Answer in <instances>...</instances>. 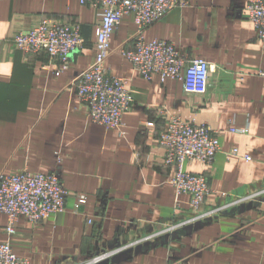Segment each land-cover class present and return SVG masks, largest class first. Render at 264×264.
<instances>
[{
    "label": "crops",
    "instance_id": "0c3cea01",
    "mask_svg": "<svg viewBox=\"0 0 264 264\" xmlns=\"http://www.w3.org/2000/svg\"><path fill=\"white\" fill-rule=\"evenodd\" d=\"M250 1L192 0L145 30L147 40H167L211 64L204 95L178 79H145L121 52L134 47L137 31L133 16L123 17L105 62L127 78L134 100L121 134L92 122L72 89L96 59L99 11L79 0H0V177L60 168L69 192L65 212L21 218L13 234L0 212V242L31 264H73L108 251L99 264H264V40L248 17ZM43 19L79 25L85 39L59 75L57 58L14 43ZM165 111L219 131L213 166H186L205 172L212 190L198 212L188 195L177 198L163 160ZM80 194L88 202L77 214Z\"/></svg>",
    "mask_w": 264,
    "mask_h": 264
},
{
    "label": "built area",
    "instance_id": "2783aa9c",
    "mask_svg": "<svg viewBox=\"0 0 264 264\" xmlns=\"http://www.w3.org/2000/svg\"><path fill=\"white\" fill-rule=\"evenodd\" d=\"M80 3L99 11L100 23L96 30V59L74 81L73 88L86 107L90 120L124 134L123 115L133 105V96L125 77L112 75L106 67L111 54V37L125 15H132L137 26L134 47L121 50L135 69L147 80L159 76L162 82L178 79L188 93L204 95L209 90L211 64L202 58H188L172 42L147 40L145 30L163 18L177 6L187 7L192 0H79ZM249 19L253 22L256 35L264 40V0H251L246 6ZM16 47L27 54L47 53L58 59L56 75L70 66L72 56L82 50L85 39L79 25L43 19L28 30L19 31L14 37ZM165 127L160 143L165 149L164 163L171 168V183L176 196H189L193 212L201 207L211 194L205 172L194 173L186 166L200 162L206 168L213 166L221 151L219 131L211 126L181 116L164 115ZM153 125V122H149ZM232 132L246 134L248 128H232ZM140 154L138 157L140 158ZM247 160L250 157H245ZM60 168L48 173H33L28 170L0 177V212L8 218L7 232L13 234L17 221L24 218L39 222L52 215L66 211L69 195L61 179ZM88 202L84 194L77 196L74 213L82 212ZM179 203V202H178ZM83 214H85L83 212ZM200 214H196L198 217ZM92 223V219L88 218ZM174 229V226H170ZM114 252L97 254L73 264H99ZM0 264H31L19 256L9 242H0Z\"/></svg>",
    "mask_w": 264,
    "mask_h": 264
},
{
    "label": "rangeland",
    "instance_id": "374dc122",
    "mask_svg": "<svg viewBox=\"0 0 264 264\" xmlns=\"http://www.w3.org/2000/svg\"><path fill=\"white\" fill-rule=\"evenodd\" d=\"M170 228V227H169Z\"/></svg>",
    "mask_w": 264,
    "mask_h": 264
}]
</instances>
